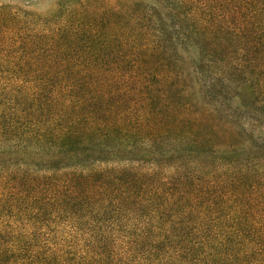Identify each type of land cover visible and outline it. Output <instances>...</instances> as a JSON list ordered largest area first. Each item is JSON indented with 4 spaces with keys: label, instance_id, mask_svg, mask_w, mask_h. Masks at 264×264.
<instances>
[{
    "label": "trees",
    "instance_id": "obj_1",
    "mask_svg": "<svg viewBox=\"0 0 264 264\" xmlns=\"http://www.w3.org/2000/svg\"><path fill=\"white\" fill-rule=\"evenodd\" d=\"M0 264H264V0L0 4Z\"/></svg>",
    "mask_w": 264,
    "mask_h": 264
},
{
    "label": "rangeland",
    "instance_id": "obj_2",
    "mask_svg": "<svg viewBox=\"0 0 264 264\" xmlns=\"http://www.w3.org/2000/svg\"><path fill=\"white\" fill-rule=\"evenodd\" d=\"M59 0H0V4H11L32 10L43 16H51Z\"/></svg>",
    "mask_w": 264,
    "mask_h": 264
}]
</instances>
